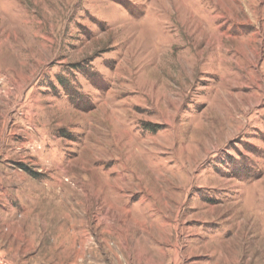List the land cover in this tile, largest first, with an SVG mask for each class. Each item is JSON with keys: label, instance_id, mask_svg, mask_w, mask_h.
Listing matches in <instances>:
<instances>
[{"label": "rangeland", "instance_id": "obj_1", "mask_svg": "<svg viewBox=\"0 0 264 264\" xmlns=\"http://www.w3.org/2000/svg\"><path fill=\"white\" fill-rule=\"evenodd\" d=\"M0 264H264V0H0Z\"/></svg>", "mask_w": 264, "mask_h": 264}]
</instances>
